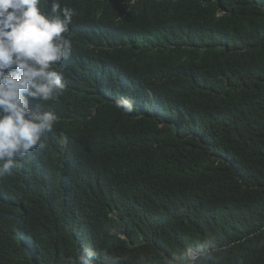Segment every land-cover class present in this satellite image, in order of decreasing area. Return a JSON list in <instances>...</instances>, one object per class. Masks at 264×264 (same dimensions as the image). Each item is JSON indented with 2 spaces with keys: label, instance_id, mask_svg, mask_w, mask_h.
Returning <instances> with one entry per match:
<instances>
[{
  "label": "trees",
  "instance_id": "trees-1",
  "mask_svg": "<svg viewBox=\"0 0 264 264\" xmlns=\"http://www.w3.org/2000/svg\"><path fill=\"white\" fill-rule=\"evenodd\" d=\"M157 33L141 114L60 119L0 177V264H264V0H178Z\"/></svg>",
  "mask_w": 264,
  "mask_h": 264
},
{
  "label": "clouds",
  "instance_id": "clouds-1",
  "mask_svg": "<svg viewBox=\"0 0 264 264\" xmlns=\"http://www.w3.org/2000/svg\"><path fill=\"white\" fill-rule=\"evenodd\" d=\"M177 9L178 0H0V177L49 145L60 119L72 128L82 112L141 114L157 28ZM182 27L198 53L194 15Z\"/></svg>",
  "mask_w": 264,
  "mask_h": 264
},
{
  "label": "water",
  "instance_id": "water-1",
  "mask_svg": "<svg viewBox=\"0 0 264 264\" xmlns=\"http://www.w3.org/2000/svg\"><path fill=\"white\" fill-rule=\"evenodd\" d=\"M191 258H192V256H191Z\"/></svg>",
  "mask_w": 264,
  "mask_h": 264
}]
</instances>
